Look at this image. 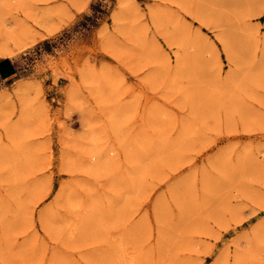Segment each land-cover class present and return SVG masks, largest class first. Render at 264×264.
I'll list each match as a JSON object with an SVG mask.
<instances>
[{
    "label": "rangeland",
    "instance_id": "rangeland-1",
    "mask_svg": "<svg viewBox=\"0 0 264 264\" xmlns=\"http://www.w3.org/2000/svg\"><path fill=\"white\" fill-rule=\"evenodd\" d=\"M1 47L0 264H264V0H0Z\"/></svg>",
    "mask_w": 264,
    "mask_h": 264
},
{
    "label": "bare ground",
    "instance_id": "bare-ground-1",
    "mask_svg": "<svg viewBox=\"0 0 264 264\" xmlns=\"http://www.w3.org/2000/svg\"><path fill=\"white\" fill-rule=\"evenodd\" d=\"M130 1H132V0H118V3L119 4H121V5H124V4H127L128 2H130ZM134 2V1H133ZM12 53V50L11 49H9L8 47H1L0 48V56H3V57H7L8 55H10ZM11 56V55H10ZM176 76V75H175ZM177 77V76H176ZM176 77H175V79H176ZM19 85V84H18ZM24 85H26V84H24ZM20 86H21V84H20ZM18 87V86H17ZM22 87V86H21ZM21 87H20V89L19 90H21ZM19 88V87H18ZM23 89H24V87H23ZM16 91V90H15ZM14 91V92H15ZM24 91V90H23ZM19 92H21V91H19ZM0 94H2V93H0ZM7 94V93H6ZM10 95V94H9ZM3 98H4V96H2ZM1 97V98H2ZM7 97V96H6ZM8 98H10L9 96H8ZM7 99V98H6ZM1 102V101H0ZM12 107H13V105H12ZM14 109V108H13ZM75 204V203H74ZM257 227V226H256ZM254 229H257V228H253V232L255 231ZM118 240H120V239H118ZM124 241V240H123ZM118 242V241H117ZM122 243H126V242H122ZM121 243V244H122ZM119 244V243H118ZM117 244V245H118ZM120 245V244H119ZM118 245V246H119ZM124 245V244H123ZM121 246V245H120ZM113 247H114V245H113ZM121 248H123V247H121ZM126 250V249H125ZM115 251V250H114ZM113 251V252H114ZM123 251V250H122ZM118 252V251H117ZM123 252H125V251H123ZM111 253V252H110ZM112 254H114V253H112ZM124 254V253H123ZM122 254V255H123ZM115 255V254H114ZM113 257V256H112ZM116 257V256H115ZM114 257V258H115ZM117 257H119V255H117ZM126 257V256H125ZM137 257V256H136ZM120 258V257H119ZM123 258V257H122ZM117 259V258H116ZM128 259H130V258H128ZM131 259H133V258H131ZM145 259V258H144ZM114 260V259H113ZM124 261H125V259H123ZM127 260V259H126ZM135 260V259H134ZM137 260V259H136ZM140 260V262L141 263H139V264H145V260H142L141 258L139 259ZM150 260V259H149ZM149 260H147V261H149ZM118 261H119V259H118ZM124 261H122V263L124 262ZM133 262V261H132ZM125 263V262H124ZM138 263V262H137ZM151 263V262H150ZM121 264V263H120Z\"/></svg>",
    "mask_w": 264,
    "mask_h": 264
},
{
    "label": "trees",
    "instance_id": "trees-1",
    "mask_svg": "<svg viewBox=\"0 0 264 264\" xmlns=\"http://www.w3.org/2000/svg\"><path fill=\"white\" fill-rule=\"evenodd\" d=\"M7 66H11V60L9 58H4V59L0 60V71L1 72Z\"/></svg>",
    "mask_w": 264,
    "mask_h": 264
}]
</instances>
